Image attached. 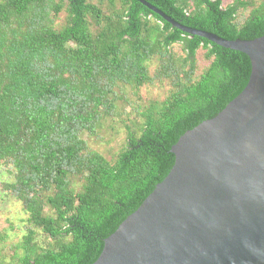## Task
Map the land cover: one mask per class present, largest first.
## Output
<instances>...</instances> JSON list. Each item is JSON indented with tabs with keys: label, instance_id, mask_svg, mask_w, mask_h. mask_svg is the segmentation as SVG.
Masks as SVG:
<instances>
[{
	"label": "trees",
	"instance_id": "trees-1",
	"mask_svg": "<svg viewBox=\"0 0 264 264\" xmlns=\"http://www.w3.org/2000/svg\"><path fill=\"white\" fill-rule=\"evenodd\" d=\"M225 40L264 35V0H145ZM249 58L137 0H0L1 182L25 216L8 264H93L168 174L170 148L247 85ZM160 89L143 103V88ZM129 88L122 144L91 148ZM129 116V114H128ZM5 237L0 235V243Z\"/></svg>",
	"mask_w": 264,
	"mask_h": 264
},
{
	"label": "water",
	"instance_id": "water-1",
	"mask_svg": "<svg viewBox=\"0 0 264 264\" xmlns=\"http://www.w3.org/2000/svg\"><path fill=\"white\" fill-rule=\"evenodd\" d=\"M137 2L190 36L246 55L251 72L224 109L171 146L168 174L103 240L93 264H264V35L225 40Z\"/></svg>",
	"mask_w": 264,
	"mask_h": 264
},
{
	"label": "rangeland",
	"instance_id": "rangeland-1",
	"mask_svg": "<svg viewBox=\"0 0 264 264\" xmlns=\"http://www.w3.org/2000/svg\"><path fill=\"white\" fill-rule=\"evenodd\" d=\"M124 102L128 106H124L121 101L117 102L114 112L117 113L112 121H106L103 127L98 131L97 136L89 137L84 135V138H89L88 143L92 149L102 153L106 157H110L122 144L125 133V126L128 121L135 119L136 117L130 114L129 107L130 100L134 97L129 88L123 89ZM160 89L156 86L143 88L140 91V97L143 103L153 96L158 95ZM129 114V116H128ZM12 182V177L6 173L5 169L0 168V186L1 182ZM24 215L21 212L18 204L13 201V197H4L2 190L0 189V235L5 237V242L0 243V264H8L12 256L11 247L18 242V238L23 232L21 221L24 219Z\"/></svg>",
	"mask_w": 264,
	"mask_h": 264
}]
</instances>
